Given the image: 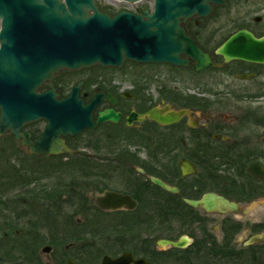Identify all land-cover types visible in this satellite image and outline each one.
Returning a JSON list of instances; mask_svg holds the SVG:
<instances>
[{
  "label": "flooded vegetation",
  "instance_id": "obj_1",
  "mask_svg": "<svg viewBox=\"0 0 264 264\" xmlns=\"http://www.w3.org/2000/svg\"><path fill=\"white\" fill-rule=\"evenodd\" d=\"M223 2L181 24L184 66L126 61L122 73L64 71L43 84L41 92L53 86L60 99L81 85L86 106L104 95L93 124L108 111L119 120L64 138L73 156L31 154L14 136L2 137L24 156L18 168L37 174L32 184L68 192L49 201L53 213L39 216L34 233L6 248L0 264H102L124 254L150 264H264V0ZM160 76L167 80L156 87ZM46 126L40 120L21 133L36 143ZM72 174L81 182L69 183ZM109 195L123 200L121 208L95 204ZM207 198L209 209L192 206ZM154 221L163 222L162 239L187 245L157 247ZM79 233L99 235L101 246L75 243ZM10 237L3 233V244Z\"/></svg>",
  "mask_w": 264,
  "mask_h": 264
},
{
  "label": "water",
  "instance_id": "obj_2",
  "mask_svg": "<svg viewBox=\"0 0 264 264\" xmlns=\"http://www.w3.org/2000/svg\"><path fill=\"white\" fill-rule=\"evenodd\" d=\"M112 1L135 4L143 0ZM211 3L224 2L154 0L152 14L136 16L123 11L112 17L98 9L96 0H0V138L14 136L31 154L39 156H73L64 138L76 137L109 120L117 122L119 116L108 111L93 124L91 112L104 95L86 106L78 94L81 85L69 97L59 99L53 86L50 91L40 92L43 84L51 83L54 75L63 71L79 72L95 66L121 69L126 60L141 66H184L186 63L179 58L181 40L185 39L181 24L195 16L209 15ZM226 49L221 52L225 54ZM208 65L209 61L204 60V67ZM39 120L47 122L46 130L32 143L29 134L21 130ZM154 182L167 190L161 181ZM211 201L207 198L192 206L209 209ZM107 203L117 209L123 200L116 195L95 200L99 208H108ZM187 242V238L183 242L160 239L156 245L160 249H182ZM102 264L150 263L124 254L120 259L106 257Z\"/></svg>",
  "mask_w": 264,
  "mask_h": 264
},
{
  "label": "rangeland",
  "instance_id": "obj_3",
  "mask_svg": "<svg viewBox=\"0 0 264 264\" xmlns=\"http://www.w3.org/2000/svg\"><path fill=\"white\" fill-rule=\"evenodd\" d=\"M97 5L99 9L106 13L108 12L113 16L122 11H127L134 14L142 13L144 10L150 9L152 5H154V1L143 0L142 2L136 4H127L123 2H112L111 0H97ZM116 70L117 69L113 68L94 67L90 70L83 71V73H122ZM128 70L129 72H131L132 68L128 67ZM122 79L124 81L128 80L129 78L123 77ZM163 79L167 80L161 76L158 78H154V85L156 87L162 85L164 83ZM149 93L154 98L155 90H153L152 86H150ZM0 139V244H3L4 241L3 233L9 232V235L11 236L10 238H8L9 243L6 242L4 244H9L7 248L17 247L22 245V241L28 238V236H26L27 233H34V224L42 222V218L39 216H42L44 220V215L53 213V210H50L52 203L49 201H52L51 199L54 200V198H50L48 195L51 191H53V189H42L40 186L35 184H31L25 187V184H21L22 182L20 183V181L18 182L15 174L17 175L18 169L21 170L20 168H18V166L25 165V159H23L24 156H22V154L18 150L11 147V141L8 142L5 141V139ZM32 178L34 177H28L26 179L27 182H30ZM13 179L16 180L13 181ZM67 181H69V183L72 181H74L73 183L81 182V180L77 179L75 175L73 176V174ZM34 182L36 181H32V183ZM64 191L68 192L65 189ZM62 196L63 195L60 196L58 194V196L56 195L55 198L60 199L65 197ZM1 202H3L4 204H2ZM49 203H51V205H49ZM139 229L140 227L138 228V232ZM38 232L41 234V236L47 237V233L44 232V230L39 229ZM142 234L146 236V231H144V229L141 227L140 237L143 236ZM92 235V233H79L76 234L74 241H76L75 243L79 245L91 244L95 245L96 247H100L101 237H99V235ZM154 235H160L163 237L165 233L164 231H162V229H160V231L158 233H155ZM81 236L84 237V241L76 240ZM5 253L1 251L0 256L3 258L4 255L5 257L10 256L9 254ZM1 257L0 260H2Z\"/></svg>",
  "mask_w": 264,
  "mask_h": 264
},
{
  "label": "trees",
  "instance_id": "obj_4",
  "mask_svg": "<svg viewBox=\"0 0 264 264\" xmlns=\"http://www.w3.org/2000/svg\"><path fill=\"white\" fill-rule=\"evenodd\" d=\"M36 175L37 174H35L32 170L31 171H24V170H19V169L17 170V175L15 174V176L18 179L17 181L18 182L20 181V183L22 182L21 184H25V187L31 185L32 184V181H36V179H37V176ZM30 176H32L34 178H32V180L30 182L29 181L27 182L26 179L28 177H30ZM14 180H16V179H13V181ZM65 190L68 191V189H65ZM74 190H75V196H79V198L83 196V194L81 195V193L83 192V190H78V189H75V188H74ZM65 192L66 191H64L63 189H58V190L57 189L56 190L53 189V191H51L48 195H49L50 198H55L56 195L58 196V194H59L61 196L62 193H65ZM1 203L4 204L3 202H1ZM141 224L142 223H139V227L141 226ZM162 225H163V222H161V221H154L153 222V225L152 226L154 227V234L155 233H158L160 231V229H163V226ZM140 230H141V227L139 229V237H140ZM153 237H154V242L157 241V240H159V239H162V236H160V235H154ZM1 244H0V252L2 251L3 253H5L6 248H7L6 247L7 244L6 245L5 244H2L1 245ZM5 254H9V252L6 251ZM4 258H5V255H4ZM4 258L1 257V259H4Z\"/></svg>",
  "mask_w": 264,
  "mask_h": 264
}]
</instances>
